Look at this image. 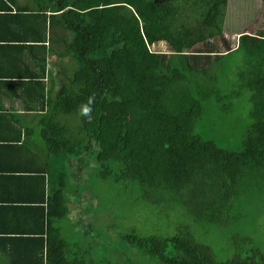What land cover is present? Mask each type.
<instances>
[{"label":"trees","instance_id":"obj_1","mask_svg":"<svg viewBox=\"0 0 264 264\" xmlns=\"http://www.w3.org/2000/svg\"><path fill=\"white\" fill-rule=\"evenodd\" d=\"M30 2L18 5L17 14L11 15L13 9L5 10L7 6L0 0L6 34L11 18L32 21V26H40L44 32L39 39L26 41L30 45L11 47L32 55L39 51L43 59L48 24L50 34L55 35V54L63 65L51 78L49 92L42 82L45 67L42 77L31 74L24 83L34 86L27 95L26 101L31 103L26 102V110L37 121L28 124V131L38 133L45 153L41 158L40 151L28 147L30 142L24 143L28 148L25 170L32 169L30 159L39 162L42 173L34 180H39L43 193L45 175L49 185L47 199L36 204L45 226L40 235L22 239L27 249L39 252L26 262L117 264L91 257L88 249L72 241L79 233L70 217L67 195L71 182L80 181L74 167L86 160V166L95 170L92 179L98 176L126 184L135 196L155 195L157 201L184 198L193 221L204 220L202 235L193 223L179 226L174 236L162 240L130 236L156 263L264 264V250L250 233L219 231L224 236L221 248L214 243V235L207 237L213 222L222 225L225 213L231 216L238 205L248 210L244 217L250 215L253 203L240 204L237 199L257 190L264 195V86L257 63L251 80H243L242 70L238 71L243 89L237 95L248 92L251 121L238 125L242 142L236 150L222 148L195 132L202 117L221 101L219 91L208 87L206 80H197V74H189L193 85L188 89L180 78L186 69L203 73L221 62L211 40L223 33L229 0ZM256 35L264 37V29ZM256 38L242 35L238 52L246 54V48L251 59L257 58ZM159 42H166L172 52L153 51L151 47ZM81 168L77 171H83ZM243 223L248 226L250 221Z\"/></svg>","mask_w":264,"mask_h":264},{"label":"rangeland","instance_id":"obj_2","mask_svg":"<svg viewBox=\"0 0 264 264\" xmlns=\"http://www.w3.org/2000/svg\"><path fill=\"white\" fill-rule=\"evenodd\" d=\"M17 1L19 5L31 4L30 0ZM262 29H264V0H229L223 33L211 40L215 45V54L219 55L221 62L204 69L203 73L189 69L181 72L180 78L187 89L188 86L193 85L189 74H197V80L202 81L206 77L212 78L215 88L221 95V101L214 110L210 111V114L202 117L201 123L196 125L195 132L197 135L202 134L207 140L216 142L222 148L239 149L242 137L239 135L238 125L251 121L248 92L237 95L238 90L243 89L238 80L240 79L238 71L242 70L243 80H251L255 64L257 63L259 69L261 59L260 56L255 57V60L251 59L249 56L253 55H249L246 48L244 50L247 55L243 51H238L241 49L242 35L257 37L256 34ZM262 47L264 48L263 45ZM151 49L167 54L172 52L166 42L155 43ZM244 71L250 72L249 76H246ZM85 161L81 164L77 163V167H74L75 174H78V177H74L80 181L75 183L71 179V193L67 195V206L71 212L76 207L78 214L83 217L82 220L73 222L79 236L72 241L78 242L80 248L88 249L91 257L97 260L110 259L117 264H159L145 253L143 246H141L143 249H140L134 239L131 241L133 237L130 236L145 235L162 240L174 236L179 226L189 227L193 226V223L198 224L196 228L198 232L200 231V235L206 230L204 220L193 221L194 216L185 204L184 198L180 202H175L172 198L166 202L157 201L155 195L135 196L131 189H127L126 184H114L112 180H102L98 176L92 179L90 175L95 170L89 169ZM80 168L83 171L78 172L77 169ZM245 195L236 202L253 203L249 205L250 215L244 217L243 214L248 210L240 209L241 205H238L231 216L225 213L222 225L218 226L219 222H213L210 231L217 230L216 234L210 231L207 234V237L214 235V243L220 248L224 236L219 231L225 229L229 232L250 233L254 241L264 250V195L258 193V190L257 193L251 192ZM247 221L250 223L245 226L243 222L247 223Z\"/></svg>","mask_w":264,"mask_h":264},{"label":"crops","instance_id":"obj_3","mask_svg":"<svg viewBox=\"0 0 264 264\" xmlns=\"http://www.w3.org/2000/svg\"><path fill=\"white\" fill-rule=\"evenodd\" d=\"M3 2V6H7L5 10L11 7L13 10H10V14H17L19 10L17 0H3ZM3 14L5 17V13ZM42 30L40 26L37 28L32 26V21L11 18L6 34L4 21L0 18V264H30L26 260H34L39 252L38 249H27L22 239L26 236L40 235L43 225L45 226L42 211L36 207V204L41 202L42 198L47 199L49 192L47 175H45L46 184L43 193L39 180H34V177L42 173L38 169L41 164L30 159L32 169L29 172L25 170L28 167L25 166L28 148L24 143L30 142L28 147L32 145L36 152L40 151L41 158L45 157V153L40 149L42 145L38 133L34 135L28 131L31 127L28 124L37 121L26 110V102L31 103L30 99L26 101V98L32 93L34 86H26L24 83L29 82L26 77H30L31 74L42 77L45 67L42 82L45 83V91L49 92L52 87L50 80L56 77L57 69L63 64H60L61 59L55 54V35L50 34L48 24L46 42H44L47 50L42 53L43 59L39 51L32 55L23 48L11 47L16 43H21L22 46L30 45L25 44L26 41H33L34 37V40L39 39L41 33H44ZM262 45L264 46V37L257 36L254 57L260 56L258 75L262 77L261 82L264 86ZM6 47H9L10 51H7ZM51 47L54 49L53 53L50 52ZM205 80L208 87L214 86L212 78L206 77ZM53 90L55 92V88ZM261 92L264 94V89ZM25 176H31L32 179L28 181ZM29 187L33 190L32 193ZM75 210L76 207L70 215L72 222L83 219L78 214V210Z\"/></svg>","mask_w":264,"mask_h":264},{"label":"clouds","instance_id":"obj_4","mask_svg":"<svg viewBox=\"0 0 264 264\" xmlns=\"http://www.w3.org/2000/svg\"><path fill=\"white\" fill-rule=\"evenodd\" d=\"M248 34V33H247Z\"/></svg>","mask_w":264,"mask_h":264}]
</instances>
